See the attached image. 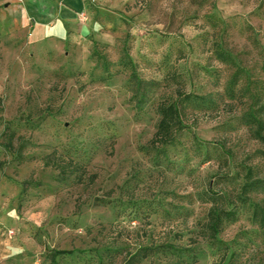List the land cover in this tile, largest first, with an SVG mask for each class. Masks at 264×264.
Wrapping results in <instances>:
<instances>
[{
	"label": "rangeland",
	"instance_id": "374dc122",
	"mask_svg": "<svg viewBox=\"0 0 264 264\" xmlns=\"http://www.w3.org/2000/svg\"><path fill=\"white\" fill-rule=\"evenodd\" d=\"M15 6L0 4V264H124L145 248L141 264H264V191L237 199L248 170L264 177V0H88L89 32L65 43ZM169 100L188 128L153 148ZM209 190L236 202L215 240Z\"/></svg>",
	"mask_w": 264,
	"mask_h": 264
},
{
	"label": "trees",
	"instance_id": "16d2710c",
	"mask_svg": "<svg viewBox=\"0 0 264 264\" xmlns=\"http://www.w3.org/2000/svg\"><path fill=\"white\" fill-rule=\"evenodd\" d=\"M193 96L189 94L186 96L183 101L191 100ZM180 99V98H179ZM196 99H200V101L204 102L205 97L196 96ZM209 101H212L211 99ZM261 110L258 111L257 115L253 116L255 121V126L257 127L254 130V136L256 139L260 140L264 143V105L261 106ZM183 111L182 106L180 104V100H169L161 102L157 105V113L159 115V122L157 126V131L154 134L153 139L150 144L153 148H159L162 146L172 145L175 140L178 138V133L188 128V125L184 123L183 119ZM10 131V127H5L3 133L8 134ZM16 140V133L11 132L7 138V142L2 144L6 149L15 154V156L22 163L24 161L22 154V145L16 147L14 141ZM45 166H54L57 165L61 168V173L64 175V167L59 164L53 163L50 156L45 158ZM252 171L248 170L247 181L242 186V193L238 195L237 199L242 200L241 202H246V200H250V194L254 192L264 191V177L253 179ZM222 180H236L239 178L238 174H234L229 176V174L218 175ZM263 189V190H262ZM211 193V198L208 202L211 204V207L208 210V213L205 217V223L203 225V231L205 236L208 239L215 240L218 235L223 231L225 225L232 223L236 220V212L234 210H230L227 205H234L235 200H229V195L224 191L222 192H213L209 190ZM242 195H245L244 197ZM260 215V216H259ZM256 216L260 219V222L264 225V207L260 208L259 213L256 212ZM163 248L166 250L176 249V246L173 244H163ZM152 248H145L143 251H140L131 257H129L124 264H141V262L147 259L152 253Z\"/></svg>",
	"mask_w": 264,
	"mask_h": 264
},
{
	"label": "crops",
	"instance_id": "0c3cea01",
	"mask_svg": "<svg viewBox=\"0 0 264 264\" xmlns=\"http://www.w3.org/2000/svg\"><path fill=\"white\" fill-rule=\"evenodd\" d=\"M88 0H1L5 8L16 7L23 18L35 21V33L43 38L65 43L89 32L90 26L81 20Z\"/></svg>",
	"mask_w": 264,
	"mask_h": 264
},
{
	"label": "built area",
	"instance_id": "2783aa9c",
	"mask_svg": "<svg viewBox=\"0 0 264 264\" xmlns=\"http://www.w3.org/2000/svg\"><path fill=\"white\" fill-rule=\"evenodd\" d=\"M11 234H13V232H11Z\"/></svg>",
	"mask_w": 264,
	"mask_h": 264
}]
</instances>
